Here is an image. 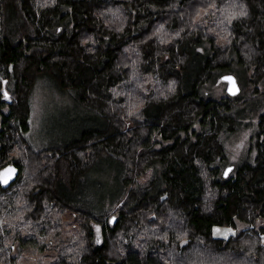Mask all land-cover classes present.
<instances>
[{
  "label": "trees",
  "instance_id": "1",
  "mask_svg": "<svg viewBox=\"0 0 264 264\" xmlns=\"http://www.w3.org/2000/svg\"><path fill=\"white\" fill-rule=\"evenodd\" d=\"M232 64L264 100V0H0V170L19 171L0 187V264L49 251L51 264H264V113L223 178L240 117L201 98ZM45 76L102 126L29 145ZM102 155L118 168L114 225L79 191ZM67 212L77 234L63 239Z\"/></svg>",
  "mask_w": 264,
  "mask_h": 264
},
{
  "label": "rangeland",
  "instance_id": "2",
  "mask_svg": "<svg viewBox=\"0 0 264 264\" xmlns=\"http://www.w3.org/2000/svg\"><path fill=\"white\" fill-rule=\"evenodd\" d=\"M231 66L232 75L235 76L240 87V93L237 96H227L226 85L220 81V77L224 74L216 75L215 79L211 78L201 87L202 99H226L236 107L235 115L240 117L236 131L230 134L225 132L222 135V143L227 154V166L243 163L248 158L251 138L257 130V120L259 115L264 113V100L258 93L260 89L252 86L250 73H245L244 68L236 64ZM261 88L264 89V86ZM30 103L32 115L26 138L33 148L44 145L60 146L76 138L84 130L94 128V124L96 128L102 126V122L93 113L80 106L74 95L59 91L55 80L49 76L36 81ZM113 163L102 155L85 177L80 179L79 191L84 193L85 204L92 199L96 211L105 215L110 214L108 217L116 211L117 207L115 208L114 205L120 194L118 168ZM150 178L151 173L148 171L139 178V185L145 186ZM118 198L121 199L123 196ZM62 227L63 239L77 234V225L69 212L62 216ZM227 232V229H216L214 236L224 237ZM55 259L54 251L35 255L21 254L16 264H51Z\"/></svg>",
  "mask_w": 264,
  "mask_h": 264
},
{
  "label": "water",
  "instance_id": "3",
  "mask_svg": "<svg viewBox=\"0 0 264 264\" xmlns=\"http://www.w3.org/2000/svg\"><path fill=\"white\" fill-rule=\"evenodd\" d=\"M220 81L226 85L225 91L227 96L235 97L240 93V87L237 83L236 78L232 74H225L220 77ZM11 169L12 171L6 172L5 170ZM233 171V166H228L223 172V178H227L229 174ZM19 171L13 165H8L0 170V187L2 189H7L12 183H14L18 177ZM7 176V182H5V177ZM110 225H114L115 217L109 218Z\"/></svg>",
  "mask_w": 264,
  "mask_h": 264
},
{
  "label": "snow or ice",
  "instance_id": "4",
  "mask_svg": "<svg viewBox=\"0 0 264 264\" xmlns=\"http://www.w3.org/2000/svg\"><path fill=\"white\" fill-rule=\"evenodd\" d=\"M5 97H7V93H5ZM6 172L12 171L11 169L5 170ZM5 182H7V176L5 177ZM99 231V229H97ZM228 231H231L230 229Z\"/></svg>",
  "mask_w": 264,
  "mask_h": 264
},
{
  "label": "flooded vegetation",
  "instance_id": "5",
  "mask_svg": "<svg viewBox=\"0 0 264 264\" xmlns=\"http://www.w3.org/2000/svg\"><path fill=\"white\" fill-rule=\"evenodd\" d=\"M110 217H112V216H110ZM110 217H109V218H110Z\"/></svg>",
  "mask_w": 264,
  "mask_h": 264
}]
</instances>
